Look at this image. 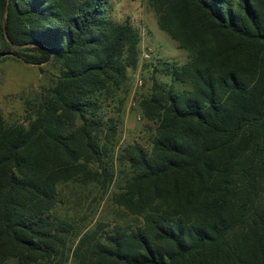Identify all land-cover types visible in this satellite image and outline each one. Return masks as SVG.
<instances>
[{
  "label": "trees",
  "instance_id": "trees-1",
  "mask_svg": "<svg viewBox=\"0 0 264 264\" xmlns=\"http://www.w3.org/2000/svg\"><path fill=\"white\" fill-rule=\"evenodd\" d=\"M145 1L190 59L138 103L151 148L115 154L138 30L109 0H0V63L59 69L27 125L0 112V264H264V0ZM65 183L142 222L74 243Z\"/></svg>",
  "mask_w": 264,
  "mask_h": 264
},
{
  "label": "rangeland",
  "instance_id": "rangeland-1",
  "mask_svg": "<svg viewBox=\"0 0 264 264\" xmlns=\"http://www.w3.org/2000/svg\"><path fill=\"white\" fill-rule=\"evenodd\" d=\"M109 14L116 22H129L140 34L138 64L129 70L126 93L123 99L115 154L130 144L151 148V122L144 119L138 107L139 101L150 94L155 78L166 83L168 77L160 72L159 61H174L183 65L189 61L188 52L178 48L166 33L162 32L155 15L145 0H109ZM147 55V58L145 57ZM59 69L47 64L40 67L8 58L0 63V112L7 124H28L27 103L38 101L54 86ZM114 187L102 199L96 193L65 183L60 187V204L56 214L74 226V243L81 234L101 222L111 225L136 226L142 222L110 200Z\"/></svg>",
  "mask_w": 264,
  "mask_h": 264
},
{
  "label": "built area",
  "instance_id": "built-area-1",
  "mask_svg": "<svg viewBox=\"0 0 264 264\" xmlns=\"http://www.w3.org/2000/svg\"><path fill=\"white\" fill-rule=\"evenodd\" d=\"M145 57L147 58V55Z\"/></svg>",
  "mask_w": 264,
  "mask_h": 264
}]
</instances>
